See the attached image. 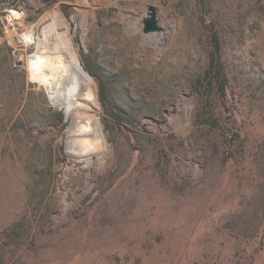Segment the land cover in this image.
Segmentation results:
<instances>
[{
  "label": "rangeland",
  "instance_id": "obj_1",
  "mask_svg": "<svg viewBox=\"0 0 264 264\" xmlns=\"http://www.w3.org/2000/svg\"><path fill=\"white\" fill-rule=\"evenodd\" d=\"M53 10L97 71L109 148L90 165L27 67V26ZM204 14L228 75L217 125L196 116ZM0 264H264V0H0Z\"/></svg>",
  "mask_w": 264,
  "mask_h": 264
},
{
  "label": "bare ground",
  "instance_id": "obj_2",
  "mask_svg": "<svg viewBox=\"0 0 264 264\" xmlns=\"http://www.w3.org/2000/svg\"><path fill=\"white\" fill-rule=\"evenodd\" d=\"M5 21L13 28L24 22L15 11ZM39 26L42 37L36 42L35 28L40 32ZM24 41L37 47L26 60L30 78L43 87L51 105L63 113L66 151L92 164V158L98 160L106 153L109 143L101 121L90 113L96 106L90 91L94 79L80 61L67 23L57 11L47 12L38 23L28 24Z\"/></svg>",
  "mask_w": 264,
  "mask_h": 264
},
{
  "label": "trees",
  "instance_id": "obj_3",
  "mask_svg": "<svg viewBox=\"0 0 264 264\" xmlns=\"http://www.w3.org/2000/svg\"><path fill=\"white\" fill-rule=\"evenodd\" d=\"M207 17L211 21V27L207 25L205 30L207 63L203 74L195 79L193 88L199 96L200 107L196 115L199 122L202 124L217 125V108L224 101L228 85V75L221 57L222 46L219 28L215 23V17L210 14H204L203 21ZM83 66L93 77L97 78V71L91 60L84 58ZM54 114L59 120L62 119L60 113Z\"/></svg>",
  "mask_w": 264,
  "mask_h": 264
},
{
  "label": "water",
  "instance_id": "obj_4",
  "mask_svg": "<svg viewBox=\"0 0 264 264\" xmlns=\"http://www.w3.org/2000/svg\"><path fill=\"white\" fill-rule=\"evenodd\" d=\"M146 17L142 20L141 30L144 34L161 30L156 17V8L153 5L145 7Z\"/></svg>",
  "mask_w": 264,
  "mask_h": 264
},
{
  "label": "built area",
  "instance_id": "obj_5",
  "mask_svg": "<svg viewBox=\"0 0 264 264\" xmlns=\"http://www.w3.org/2000/svg\"><path fill=\"white\" fill-rule=\"evenodd\" d=\"M16 10H17V9H11V10L9 11V15H11V11H15V12H17Z\"/></svg>",
  "mask_w": 264,
  "mask_h": 264
}]
</instances>
